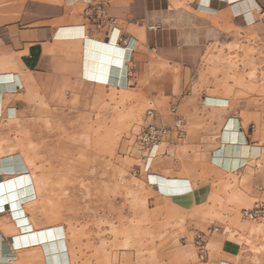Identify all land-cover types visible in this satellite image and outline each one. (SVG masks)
<instances>
[{"label":"rangeland","instance_id":"obj_1","mask_svg":"<svg viewBox=\"0 0 264 264\" xmlns=\"http://www.w3.org/2000/svg\"><path fill=\"white\" fill-rule=\"evenodd\" d=\"M256 35L209 44L200 66L154 63L146 86L123 91L87 84L81 56L71 61L68 54L49 79L7 95L26 108L0 118V144L5 151L36 150L35 174L48 179L44 195L51 201L43 198L36 222L65 228L71 264H264V219L241 217L264 202V153L233 172L213 163L223 148L222 127L233 117L250 145L264 147V41ZM16 72L0 70V78ZM151 108L154 123L173 133L153 166L166 174L147 181L133 171ZM177 119L182 133L174 130ZM193 188L202 195L199 205L170 199ZM10 220L0 217V225ZM208 226L221 230L201 261L193 239ZM28 254L34 253L22 256ZM35 255L34 264H45L41 252Z\"/></svg>","mask_w":264,"mask_h":264},{"label":"crops","instance_id":"obj_2","mask_svg":"<svg viewBox=\"0 0 264 264\" xmlns=\"http://www.w3.org/2000/svg\"><path fill=\"white\" fill-rule=\"evenodd\" d=\"M103 14L116 20L117 30L110 39ZM247 15L255 22L262 19L264 0H0V70H17L0 78V113L3 117L7 112L14 118L23 111V102H14L7 95L23 93L26 85H35L33 81L38 85V81L49 79L57 64L68 61V54L71 61L74 56H81V77L87 84L128 90L148 84L154 63L175 62L160 55L158 44L151 43V34L171 32L175 37L177 34L181 44L202 43L204 50L216 41L256 35V30L240 19ZM103 20L104 24L96 25ZM108 41L128 54L123 60L125 87L84 76L91 43ZM94 49L91 54H95ZM8 55L14 56L12 62ZM7 80L12 83L3 90L2 84ZM152 173L166 174L154 167ZM188 198L197 205L203 202L194 188L185 197L170 199L182 203Z\"/></svg>","mask_w":264,"mask_h":264},{"label":"bare ground","instance_id":"obj_3","mask_svg":"<svg viewBox=\"0 0 264 264\" xmlns=\"http://www.w3.org/2000/svg\"><path fill=\"white\" fill-rule=\"evenodd\" d=\"M241 18L247 25L253 27L264 41V17L256 22L251 15ZM153 42L158 44L162 57L175 62H184L192 67L199 65L205 47L202 43L181 44L177 34L175 37L171 32L151 34V43ZM93 49L95 54H91ZM90 51L87 57L89 67L84 72V76L123 85L125 74L123 60L128 57L126 51L110 41L97 45L92 42ZM11 83V80L5 81L2 89L8 90V85ZM122 87H125V84ZM222 128L223 148L213 157V163L216 162L222 169L233 172L250 163L251 158H257L264 153L263 146L249 144L246 135L241 130V122L237 118L227 119ZM36 153L33 148L17 152L14 146L5 151L0 144V217L10 216V221H12L9 226L0 225L2 227L0 228V264H34L36 251L41 252L45 264L72 263L65 228L61 225L40 228L36 222L38 214H43L40 213L43 198L45 197L44 199L51 203L48 194L44 195L48 192V179L44 173L40 177L35 174ZM29 208H33L30 214L28 213ZM3 231L9 235L8 238ZM31 251L34 254H28L26 258L22 256L24 252Z\"/></svg>","mask_w":264,"mask_h":264},{"label":"built area","instance_id":"obj_4","mask_svg":"<svg viewBox=\"0 0 264 264\" xmlns=\"http://www.w3.org/2000/svg\"><path fill=\"white\" fill-rule=\"evenodd\" d=\"M102 17L108 21L109 25V35L116 30V20L108 18L106 14H103ZM105 21L96 22L97 26H101ZM22 89V86H19V90ZM172 111H176V107L172 108ZM2 113H0V118ZM146 117L150 122L143 129L142 133L137 139L135 145V153L140 163V168H137L133 171V176H145L148 181L152 173V167L157 158L159 148L164 138L172 135L173 130L167 127L158 126L154 123L155 110L153 108L148 109ZM174 130L176 133H182V120L177 119L175 121ZM193 191L189 192L192 193ZM241 217L244 220L251 222H259L264 219V202L256 201L252 207L243 209L241 211ZM221 228L217 226H208L204 230L198 231L193 239V245L196 248L198 258L201 261L208 259L209 254V241L211 237L219 233Z\"/></svg>","mask_w":264,"mask_h":264}]
</instances>
